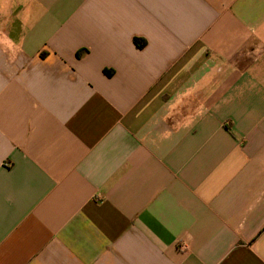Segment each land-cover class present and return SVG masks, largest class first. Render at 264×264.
Listing matches in <instances>:
<instances>
[{
	"label": "crops",
	"instance_id": "crops-1",
	"mask_svg": "<svg viewBox=\"0 0 264 264\" xmlns=\"http://www.w3.org/2000/svg\"><path fill=\"white\" fill-rule=\"evenodd\" d=\"M0 264H264V0H0Z\"/></svg>",
	"mask_w": 264,
	"mask_h": 264
}]
</instances>
